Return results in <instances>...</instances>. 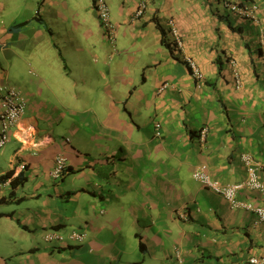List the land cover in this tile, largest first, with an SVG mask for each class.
I'll use <instances>...</instances> for the list:
<instances>
[{"label":"crops","instance_id":"0c3cea01","mask_svg":"<svg viewBox=\"0 0 264 264\" xmlns=\"http://www.w3.org/2000/svg\"><path fill=\"white\" fill-rule=\"evenodd\" d=\"M108 3L114 43L93 0H0V100L13 88L27 103L0 151V176L27 179L17 189L0 184V264L263 258L264 223L193 172L206 166L222 186L242 182L248 155L264 180V0ZM229 5H257L256 18ZM59 155L67 169L56 181ZM239 199L264 208L257 192ZM49 233L62 240L47 241Z\"/></svg>","mask_w":264,"mask_h":264},{"label":"built area","instance_id":"2783aa9c","mask_svg":"<svg viewBox=\"0 0 264 264\" xmlns=\"http://www.w3.org/2000/svg\"><path fill=\"white\" fill-rule=\"evenodd\" d=\"M94 8L98 15V19L105 30L111 43L115 42L116 38V27L114 26L111 19V12L108 0H93ZM229 8L245 19H255L256 12L258 10L257 5L250 6H236L229 5ZM147 9L146 3H141L136 12V18H141L144 16ZM172 30L171 35L175 46L178 51L183 48L182 37L176 26L171 23ZM188 67L191 70L193 79L201 84L204 82V75L201 72L199 66L190 58H186ZM233 74L237 86H241L240 72L235 61H231ZM27 109V103L23 95L16 89H10L5 96L0 100V151L5 148V146L10 142L13 131L20 125ZM161 134V127L157 126V136ZM208 130L203 129L200 133L201 142H205L207 139ZM241 161L245 166L247 179L242 182H237L231 185L222 186L217 181H215L211 175L208 173L206 166H200L193 172V178L201 183L204 187L208 188L212 192L218 194L224 198L231 208L233 209H244L247 212H253L257 215L260 222L264 223V208L255 206L253 204L241 201L239 199V194L242 191L257 192L260 195H264V180L260 177V167L252 159V157L245 155L241 157ZM25 167L23 166L22 169ZM67 162L63 155H59L56 158L55 168L52 171V178L54 180H61L66 172ZM10 183V181L8 182ZM71 238L76 241H82L84 236L77 234H72ZM62 240L61 237L56 236L53 233H49L46 236L47 241ZM251 264H264V257L261 259L252 258L250 259ZM178 264H184L183 260L178 257Z\"/></svg>","mask_w":264,"mask_h":264},{"label":"trees","instance_id":"16d2710c","mask_svg":"<svg viewBox=\"0 0 264 264\" xmlns=\"http://www.w3.org/2000/svg\"><path fill=\"white\" fill-rule=\"evenodd\" d=\"M13 175H14L13 172H9L3 176H0V184L6 183L9 180L11 182L10 183L11 187L13 189H17L18 187L23 186L25 182L27 181L26 177L23 174L19 175L16 178H13ZM1 203L3 202L1 201Z\"/></svg>","mask_w":264,"mask_h":264}]
</instances>
